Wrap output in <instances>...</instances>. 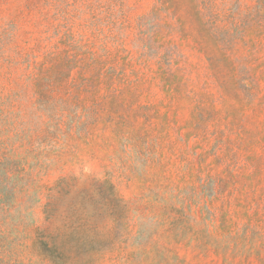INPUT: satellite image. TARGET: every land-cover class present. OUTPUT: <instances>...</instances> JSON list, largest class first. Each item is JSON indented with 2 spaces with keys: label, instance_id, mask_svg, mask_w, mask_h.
Returning a JSON list of instances; mask_svg holds the SVG:
<instances>
[{
  "label": "rangeland",
  "instance_id": "374dc122",
  "mask_svg": "<svg viewBox=\"0 0 264 264\" xmlns=\"http://www.w3.org/2000/svg\"><path fill=\"white\" fill-rule=\"evenodd\" d=\"M0 264H264V0H0Z\"/></svg>",
  "mask_w": 264,
  "mask_h": 264
}]
</instances>
